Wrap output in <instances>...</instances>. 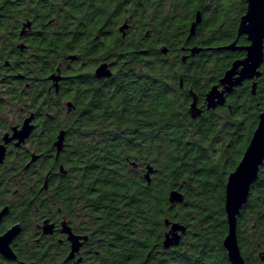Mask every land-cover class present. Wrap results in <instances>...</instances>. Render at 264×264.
Masks as SVG:
<instances>
[{
	"label": "trees",
	"instance_id": "obj_1",
	"mask_svg": "<svg viewBox=\"0 0 264 264\" xmlns=\"http://www.w3.org/2000/svg\"><path fill=\"white\" fill-rule=\"evenodd\" d=\"M207 3L210 59L184 66L180 57H159L162 45L188 34ZM246 11V0H0V51L30 21L43 31L39 57H54V71L70 55L104 49L105 55L133 56L119 57V71L101 85H87L85 92L78 83L75 115L58 122L70 132L68 164L87 212L100 217L103 256L111 264H231L223 246L226 184L264 111V65L255 91L247 81L225 107L198 119L189 114V90L203 104L246 56L222 46L236 39ZM239 44L246 46L247 38ZM149 166L155 171L150 183ZM173 190L183 193V204L169 202ZM167 220L187 227L180 245L169 250L163 246ZM237 234L246 263L264 264V166Z\"/></svg>",
	"mask_w": 264,
	"mask_h": 264
},
{
	"label": "flooded vegetation",
	"instance_id": "obj_2",
	"mask_svg": "<svg viewBox=\"0 0 264 264\" xmlns=\"http://www.w3.org/2000/svg\"><path fill=\"white\" fill-rule=\"evenodd\" d=\"M207 4L205 13H196L188 34L162 45L159 57H180L184 66L210 59L213 31ZM199 12L201 22L191 36ZM239 26L236 39L222 45L236 42L238 49L228 51L245 52L239 49V41L247 36H239ZM42 33L26 21L15 41L0 51V150L4 148L0 160V264H111L103 256L100 217L87 212L68 164L72 160L70 132L58 122L67 124L69 116L75 115L78 83L86 86L85 92L89 90L87 85H101L119 71V57L133 56L105 55L104 49L97 55H70L66 66L54 71V57L38 54L37 41ZM145 57H150L148 50ZM92 62L95 65L91 68ZM104 64L112 76L98 78L96 70ZM180 87L184 89L182 82ZM189 94L191 105L196 95L193 88ZM197 101L202 116L215 111L207 109L206 97L203 104L198 96ZM26 124L29 134L20 142L18 136ZM62 133L63 148L58 154L56 142Z\"/></svg>",
	"mask_w": 264,
	"mask_h": 264
},
{
	"label": "water",
	"instance_id": "obj_3",
	"mask_svg": "<svg viewBox=\"0 0 264 264\" xmlns=\"http://www.w3.org/2000/svg\"><path fill=\"white\" fill-rule=\"evenodd\" d=\"M248 8L246 14L241 18L239 26V36H247L249 45L239 48L246 52L243 60L234 62L231 68L225 73L219 84L213 86L206 96L208 110H216L224 107L227 103V96L231 95L236 88L243 85L245 81H254V91L261 76V67L264 63V0H247ZM201 22L200 12L197 14L196 21L191 27V36L195 34L197 25ZM129 25L126 22L120 32L125 37ZM225 50L236 51V42L225 47ZM74 58V57H73ZM98 78H109L112 72L108 65L104 64L96 70ZM189 113L192 119H198L203 114V109L198 106L197 96L193 95V102L190 105ZM29 122H27L28 124ZM27 124L18 138L20 142L28 136ZM64 134L62 133L56 142L58 154L63 148ZM4 158V148L0 150V160ZM264 166V111L259 116L257 128L253 134L249 146L247 147L241 161L236 169L229 175L226 184L225 194V213L228 224V234L223 241V246L227 251L228 259L231 264H247L239 245L237 227L238 218L250 198L253 185L259 178L260 169ZM154 169L149 166L145 175L148 183L151 182V175ZM185 201L182 192L173 190L169 195V202L172 205H180ZM166 226L170 227L163 243L164 249L179 246L183 236L187 232V227L180 223H170L166 221Z\"/></svg>",
	"mask_w": 264,
	"mask_h": 264
}]
</instances>
